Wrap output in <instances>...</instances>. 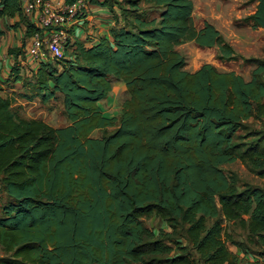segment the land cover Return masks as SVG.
Segmentation results:
<instances>
[{
  "label": "trees",
  "instance_id": "1",
  "mask_svg": "<svg viewBox=\"0 0 264 264\" xmlns=\"http://www.w3.org/2000/svg\"><path fill=\"white\" fill-rule=\"evenodd\" d=\"M253 1L242 22L264 29V0ZM127 2L108 35L72 37L28 76L16 61L15 95L0 82V264H264V187L239 188L220 167L238 160L264 179V132L236 141L264 116V59L237 55L208 21L197 28L193 0ZM28 16L21 0H0V18L18 17L31 39ZM184 41L252 63L250 78L207 62L187 70ZM114 80L127 96L108 116L98 102ZM18 99L59 100L67 123L25 117ZM152 214L170 230L149 228Z\"/></svg>",
  "mask_w": 264,
  "mask_h": 264
},
{
  "label": "rangeland",
  "instance_id": "2",
  "mask_svg": "<svg viewBox=\"0 0 264 264\" xmlns=\"http://www.w3.org/2000/svg\"><path fill=\"white\" fill-rule=\"evenodd\" d=\"M119 13L123 9L128 11L127 0H112ZM193 23L199 28L204 21L212 23L224 37V39L233 47L237 55L244 58L259 57L264 59V29H252L242 22V18L253 12L255 2L253 0H193ZM147 10L149 16L156 14V11H148L147 6H142ZM95 8V7H94ZM94 14V12H93ZM92 14V15H93ZM95 11L94 19L100 17ZM94 30L98 27L91 25ZM177 49L186 57V67L192 68L194 65L204 62L211 63L219 70H234L241 74L245 79H249L254 68L252 63L246 62L241 58L236 60H219L217 59L218 49L216 46L206 48L198 47L193 41H184L177 46ZM190 70V69H189ZM117 103L124 99V93L118 88ZM116 99V97H115ZM21 114L25 117H39L53 126H61L67 123V119L62 110V104L59 100L55 102L42 103L38 99L31 102L18 99ZM118 105H115L118 106ZM247 128L239 130L236 134V141H251L253 137L250 135L255 131L264 132V116L261 119H248L245 122ZM112 128H110V131ZM101 132L95 130L92 135L100 136ZM225 173L233 172L237 175L239 188L242 183H250L252 185H260L264 187V179L259 178L251 173L246 166L240 161L224 163L220 166ZM145 224L155 233L160 229L168 231L169 226L155 214L145 217ZM235 237L243 235L244 231L233 224L229 227Z\"/></svg>",
  "mask_w": 264,
  "mask_h": 264
},
{
  "label": "crops",
  "instance_id": "3",
  "mask_svg": "<svg viewBox=\"0 0 264 264\" xmlns=\"http://www.w3.org/2000/svg\"><path fill=\"white\" fill-rule=\"evenodd\" d=\"M50 1L53 4H59L65 2V0H50ZM95 11L97 12V14H100L99 16H101L104 19H101L100 17L94 19ZM114 14L115 15L119 14V11L115 6L112 12L107 9L99 8L98 6L89 3L87 16L83 19L75 21L71 27L72 37H76L81 40H84L85 37H89V39L95 41L99 35L102 34L108 35V28L116 23ZM118 19L120 22L122 21L120 20V17H118ZM17 21H18V17L0 18V31H1L0 82L3 87V94L5 95H15L16 92L22 90L20 81L19 80L13 81V78L10 76L12 65L16 61L20 68V75L28 76L30 74L28 71V65L23 66V61H22L25 58L24 50L26 46H28V44L30 43V36L26 35L25 33L26 26L23 22H20L19 24L15 25ZM94 24L98 27L97 30H94L93 27H91V25L94 26ZM13 47L17 48V51L19 52L17 56L9 52V49ZM201 64L194 65L192 68H187L186 65L185 68L187 70L190 69L189 71H194L198 69ZM116 85H118V88H120L121 92L124 93L125 95L124 98L127 96L124 84L121 81L114 80L108 96L98 102V105L100 106L102 112L108 116H114V115L116 116L120 111L121 102L118 105L117 92L115 90L117 89ZM27 102H31V101H27ZM51 102H55V101L51 100ZM115 105L118 106L115 107ZM35 118H39V117H35ZM232 250L237 254L242 255V252H240L238 248L232 247Z\"/></svg>",
  "mask_w": 264,
  "mask_h": 264
},
{
  "label": "built area",
  "instance_id": "4",
  "mask_svg": "<svg viewBox=\"0 0 264 264\" xmlns=\"http://www.w3.org/2000/svg\"><path fill=\"white\" fill-rule=\"evenodd\" d=\"M22 10L36 27L27 50L23 66H37L40 61L60 59L72 38L75 21L87 16L90 0L53 4L50 0H22Z\"/></svg>",
  "mask_w": 264,
  "mask_h": 264
}]
</instances>
